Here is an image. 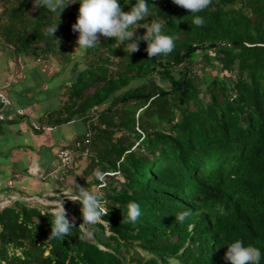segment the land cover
Wrapping results in <instances>:
<instances>
[{
  "label": "trees",
  "instance_id": "1",
  "mask_svg": "<svg viewBox=\"0 0 264 264\" xmlns=\"http://www.w3.org/2000/svg\"><path fill=\"white\" fill-rule=\"evenodd\" d=\"M136 2L119 0L125 12ZM146 2L149 14L130 30L143 36L156 20L176 37L174 50L149 58L143 40L129 54L100 36L61 110L90 123L89 144L77 148L88 158L80 183L100 187L109 225H81L82 205L67 200L74 227L49 239L51 205L15 201L0 209V264H231L225 253L237 239L258 247L264 264V0H212L199 13ZM65 3L60 13L0 0V37L17 52L72 55L80 3ZM129 202L140 205L135 224ZM182 211L191 215L178 223Z\"/></svg>",
  "mask_w": 264,
  "mask_h": 264
},
{
  "label": "crops",
  "instance_id": "2",
  "mask_svg": "<svg viewBox=\"0 0 264 264\" xmlns=\"http://www.w3.org/2000/svg\"><path fill=\"white\" fill-rule=\"evenodd\" d=\"M78 36L69 56L17 52L0 37V86L7 85L10 99L0 124V209L15 201L46 207L85 187L80 183L85 168L80 169L79 160L88 158L75 145L89 144L90 123L83 118L66 120L61 112L85 51L75 52ZM18 108L25 114H18ZM64 146L77 149L72 164L65 167L58 156Z\"/></svg>",
  "mask_w": 264,
  "mask_h": 264
},
{
  "label": "clouds",
  "instance_id": "3",
  "mask_svg": "<svg viewBox=\"0 0 264 264\" xmlns=\"http://www.w3.org/2000/svg\"><path fill=\"white\" fill-rule=\"evenodd\" d=\"M79 15L77 21L72 25L73 32H78V40L75 52L77 50H87L99 44V37H115L117 47L124 44V51L132 54L139 51L140 42H147L145 51L149 58L160 54L167 55L175 48V36L164 34L162 23L153 20L150 25L144 27L146 33L143 36L136 35L134 26L143 20L149 14V7L146 0H137L136 4L131 6L130 11L122 10L119 0H79ZM173 3L180 6L190 13H199L206 9L212 0H173ZM70 3L65 0H34V7L44 6L48 11L56 12L62 10ZM193 24L203 26L205 20L196 15L193 18ZM58 24L48 28L47 32L54 37ZM58 44L59 39H56ZM94 175L102 179V173L97 170ZM72 202H80L82 205L81 213L83 224L95 226L97 224L109 225L103 217L108 215L109 209L105 206L103 194L96 188H85L80 186L75 195L65 193L63 195ZM50 215L53 217L51 222L50 238L63 239L70 235L74 222L68 219L64 202L59 199L52 202ZM191 215L190 211H182L176 215V222L183 223ZM141 216L140 205L136 202L127 204V220L135 224ZM39 223V222H38ZM93 230H88L81 236V239L92 238ZM261 250L253 244L245 246L244 241L237 239L227 245L225 258L231 264H260Z\"/></svg>",
  "mask_w": 264,
  "mask_h": 264
},
{
  "label": "built area",
  "instance_id": "4",
  "mask_svg": "<svg viewBox=\"0 0 264 264\" xmlns=\"http://www.w3.org/2000/svg\"><path fill=\"white\" fill-rule=\"evenodd\" d=\"M70 45V43H66L65 45H63L62 49H66L68 46ZM6 87L7 85H3L2 87L0 86V124L5 120L6 116H5V109L6 107H8L10 105V99L6 94ZM18 114L20 115H24L25 111L22 108H18L17 109ZM34 127L36 129H39L40 126L36 123H33ZM89 142V140H86V143ZM77 148H80V143H77L75 145ZM76 151L75 148H73L72 146H64L62 147L59 152H58V156L60 158L61 161V166H70L74 160V157L76 155Z\"/></svg>",
  "mask_w": 264,
  "mask_h": 264
},
{
  "label": "rangeland",
  "instance_id": "5",
  "mask_svg": "<svg viewBox=\"0 0 264 264\" xmlns=\"http://www.w3.org/2000/svg\"><path fill=\"white\" fill-rule=\"evenodd\" d=\"M197 70L198 71H200L199 70V68H197ZM213 73H216V71H213ZM87 163H88V159H86V157H84V158H81L80 160H79V166H80V169H83V168H85L86 167V165H87ZM93 188H97V190H99L100 188L99 187H93ZM72 195V194H71ZM66 199H68L67 197H63L61 200L64 202V200H66ZM59 200V199H58ZM57 200V201H58ZM46 203V202H45ZM65 209H66V207H65ZM135 254H136V256H138V257H140V258H143L144 256H148L145 252H143L142 250H140V249H137L136 251H135ZM144 255V256H143ZM133 264H136V263H133ZM170 264H179V262L177 261V260H175V259H172L171 261H170Z\"/></svg>",
  "mask_w": 264,
  "mask_h": 264
}]
</instances>
